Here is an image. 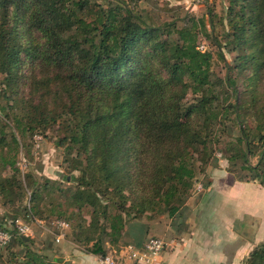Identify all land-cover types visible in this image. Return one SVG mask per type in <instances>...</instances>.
Here are the masks:
<instances>
[{
	"label": "trees",
	"instance_id": "1",
	"mask_svg": "<svg viewBox=\"0 0 264 264\" xmlns=\"http://www.w3.org/2000/svg\"><path fill=\"white\" fill-rule=\"evenodd\" d=\"M231 5L232 14L238 7L234 18L228 21L235 44L247 45L250 59L258 60L264 55V0H232ZM0 14V70L10 72L20 54L26 52L37 65L35 71L42 69L52 74L41 81L33 78L30 83L36 85L34 88L55 91L52 122L63 126L68 151L76 150L78 157L86 155L88 159L81 175L71 179L76 183L71 205L92 208L95 220L102 216L110 222L106 236L111 244H118L125 229L122 212L128 214L132 210L142 215L150 210L148 219L161 214L175 217L180 212L192 195L200 170L202 173L213 159L216 125L228 118L231 109L243 136L238 140L236 155L233 153L229 161L236 162L243 154L250 174H245V179L262 178L260 183L264 185V169L249 165L255 144L241 124L249 102H244L234 88V102L221 108L215 104L219 97L210 79L212 55L208 50H198L199 38L208 34V27L214 30L212 11L208 22L194 20L191 27L185 28L175 23L154 28L126 5H101L90 0H0ZM14 30L25 35L36 31L42 42H30L24 51L17 49L11 39ZM163 36L165 39H161ZM225 84L233 87L234 81L227 78ZM187 98L191 101L183 107ZM262 100L264 89L253 93L248 107H256ZM257 116L254 138L264 155L262 109ZM2 119L10 130L39 134V124L35 126L32 121L22 127L18 120L19 125L12 126L10 117L0 118V123ZM46 124L44 121L41 125ZM5 134L0 126V148ZM11 134L19 146L15 133ZM10 152L0 149V165L15 176L19 173V150L13 155ZM120 153L126 180L111 183L118 180L116 164ZM198 160L204 165L201 169L196 167ZM6 181L0 180L2 193ZM110 191L124 201L113 206L104 204L101 195ZM126 191L138 194L141 205L133 203L126 209ZM34 194L32 202L37 196ZM111 208L116 213L109 219ZM84 234L83 242L75 240L79 245L85 243V250L95 255L108 254L101 234L98 240L95 235ZM29 240L20 237L24 245ZM257 261L264 264V244L251 253L246 264H258ZM23 264L60 261L48 262L38 251L29 250Z\"/></svg>",
	"mask_w": 264,
	"mask_h": 264
},
{
	"label": "rangeland",
	"instance_id": "2",
	"mask_svg": "<svg viewBox=\"0 0 264 264\" xmlns=\"http://www.w3.org/2000/svg\"><path fill=\"white\" fill-rule=\"evenodd\" d=\"M90 1L101 5L112 4L113 2L114 4L126 5L154 28L162 27L166 23H175L179 28L191 27L194 20L204 19L208 22L209 12L212 11L214 30H212L213 27H208V34L201 36L199 43L206 42L208 53L212 55L210 79L215 95L219 97L220 101L215 102V104L221 108L227 105L229 101L234 102L236 97V94L233 95L234 88L238 95L241 94L240 98L244 102H249L246 109L243 110V115H241V124L245 129V134L255 144L254 154L252 157L249 156V165L261 166L264 169V155L261 153L263 149L259 148L260 143L258 139L254 138L259 121L257 111L262 109L264 112V101H260L256 107H248L252 103L253 93L256 94L257 90L264 89V55L260 56L258 60H251L247 45L236 46V37L228 22L234 18L238 10V7L234 8V14L231 13L232 0ZM1 18L2 15L0 14V22ZM30 33L31 35H25L14 30L11 37L12 44L17 49L24 51L30 42L35 44L42 42L36 31L30 30ZM29 36L32 37V41H30ZM161 39H165V36ZM17 61V65L10 72L0 70V118L10 117L12 120L9 121L12 126L19 125L18 120L22 127L32 121L35 126L39 124V134L34 135L28 130L20 131L16 128L10 130L6 124H3L4 119L0 123L1 129L6 133L5 142L1 144L0 149L5 152L11 150V155L16 149L19 150L17 157L19 173L17 175L12 176L8 168L0 165V180L7 179L5 192L2 193L0 190V230L8 231L14 235V239L10 240L6 246H0V264H23L25 254L29 250L38 251L51 263L55 262V255L62 257V252L57 249H60L64 241L56 242L57 230L53 224L55 220L69 222L70 228L65 242L75 240L83 242L84 233L95 235L96 240H98L97 238L101 234L106 249L118 247L119 242L118 244H111L106 236L110 222L102 216H100L101 219L96 218L95 220L92 208L80 209L78 205H71L76 190V183L71 182V179L81 175L83 169L87 167L88 159L86 155L78 157L76 150L68 151V143L63 141L66 136L63 126L59 124L60 122H52L55 112V91L41 89V86L34 88L36 85L30 83L33 78L41 81L52 76V74H47L48 71L42 69L35 71L37 65L30 60L26 52H22ZM15 74H17L16 77ZM163 76L167 78L166 73ZM227 78L234 81L233 87L230 85L227 87L225 84ZM190 97L189 95L188 98L191 99ZM187 99L184 101L183 107L186 106V101L187 103L191 101ZM234 117L235 114L231 109L228 118L216 125L218 136L212 146L216 148L215 154L213 159L208 162L206 169L204 168L202 173L200 170L195 182L208 172L215 161H227L231 169L247 171L245 174H249V169L243 160V154L239 155L236 162L229 161V157L233 153L236 155L235 149H239L238 140L243 136L239 124L234 121ZM44 121H47V124L41 125ZM12 132L15 133L19 146L13 140ZM121 158L122 154L120 153L118 164H116L119 165L116 171L118 180L111 183L126 180L124 176L126 169L123 168ZM197 159H199L198 155ZM203 166L199 160L196 162V167L199 169ZM260 179L259 182L262 181V178ZM135 189L138 187L136 186ZM34 192L37 193V196L32 202ZM125 193L128 195L126 209L133 203L138 206L141 205L138 194L133 191H126ZM101 198L104 204L109 202L108 205L111 206L115 205V202L121 204L124 201L119 194L111 191L105 196L101 195ZM114 213H116L115 209L111 208L107 217L110 219ZM122 213L126 225L134 219L148 218L151 215L150 210H146L142 215H138L132 210L128 214ZM18 222L27 224L32 228L30 236H23L31 239L28 245L22 244L21 236L16 235ZM104 230L105 232H103ZM80 246L85 249L88 247L85 243L80 244ZM56 260H59L60 264H68L62 258ZM256 263L259 264L258 261Z\"/></svg>",
	"mask_w": 264,
	"mask_h": 264
},
{
	"label": "crops",
	"instance_id": "3",
	"mask_svg": "<svg viewBox=\"0 0 264 264\" xmlns=\"http://www.w3.org/2000/svg\"><path fill=\"white\" fill-rule=\"evenodd\" d=\"M245 173L231 169L227 161H215L195 182L191 197L175 217L132 220L114 248L120 254L129 247L140 251L157 237L166 247L156 264H246L264 244V185L246 180ZM198 184L203 190L195 193ZM63 243L57 249L62 257L55 255V260L101 264L99 255L77 242Z\"/></svg>",
	"mask_w": 264,
	"mask_h": 264
},
{
	"label": "built area",
	"instance_id": "4",
	"mask_svg": "<svg viewBox=\"0 0 264 264\" xmlns=\"http://www.w3.org/2000/svg\"><path fill=\"white\" fill-rule=\"evenodd\" d=\"M198 50L201 52H206L208 46L206 42H202ZM203 190V185L198 184L195 188V193L201 192ZM39 222V221H38ZM56 232V242L61 243L65 241L68 231L69 224L66 221H56L53 223ZM32 233V228L22 222H18L16 225V235L17 236H30ZM14 239V235L5 230H0V246H6L10 240ZM166 243L157 237L151 238L144 245V248L140 251L135 250L133 247H129L125 252L120 254L119 250L109 247V252L106 255L100 256L101 264H125L126 261H130L136 264H156L164 249Z\"/></svg>",
	"mask_w": 264,
	"mask_h": 264
},
{
	"label": "water",
	"instance_id": "5",
	"mask_svg": "<svg viewBox=\"0 0 264 264\" xmlns=\"http://www.w3.org/2000/svg\"><path fill=\"white\" fill-rule=\"evenodd\" d=\"M25 240H26V241H28V240H29V238H25Z\"/></svg>",
	"mask_w": 264,
	"mask_h": 264
}]
</instances>
